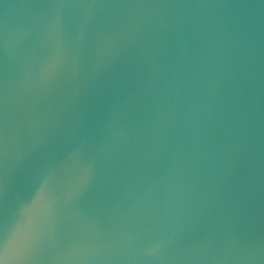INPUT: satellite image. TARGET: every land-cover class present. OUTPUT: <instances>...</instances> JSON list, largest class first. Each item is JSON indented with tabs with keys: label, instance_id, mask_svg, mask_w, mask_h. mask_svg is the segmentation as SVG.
I'll return each instance as SVG.
<instances>
[{
	"label": "water",
	"instance_id": "water-1",
	"mask_svg": "<svg viewBox=\"0 0 264 264\" xmlns=\"http://www.w3.org/2000/svg\"><path fill=\"white\" fill-rule=\"evenodd\" d=\"M0 225L3 264H264V0H0Z\"/></svg>",
	"mask_w": 264,
	"mask_h": 264
},
{
	"label": "snow or ice",
	"instance_id": "snow-or-ice-1",
	"mask_svg": "<svg viewBox=\"0 0 264 264\" xmlns=\"http://www.w3.org/2000/svg\"><path fill=\"white\" fill-rule=\"evenodd\" d=\"M3 227H4L3 225H0V246H2L4 244V242H5V240H6ZM37 243H38V240L29 238L28 240H26L23 243V246L21 248V251L23 253L27 254L30 251L34 250V248L36 247ZM76 251H79L78 244H77V247H76ZM0 264H3V261L2 260H0Z\"/></svg>",
	"mask_w": 264,
	"mask_h": 264
}]
</instances>
